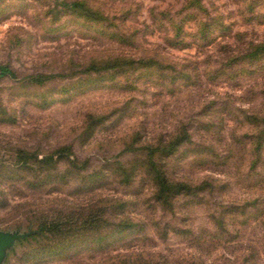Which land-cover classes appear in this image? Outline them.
I'll return each instance as SVG.
<instances>
[{"label": "rangeland", "instance_id": "374dc122", "mask_svg": "<svg viewBox=\"0 0 264 264\" xmlns=\"http://www.w3.org/2000/svg\"><path fill=\"white\" fill-rule=\"evenodd\" d=\"M2 68L0 264H264V0H0Z\"/></svg>", "mask_w": 264, "mask_h": 264}, {"label": "trees", "instance_id": "16d2710c", "mask_svg": "<svg viewBox=\"0 0 264 264\" xmlns=\"http://www.w3.org/2000/svg\"><path fill=\"white\" fill-rule=\"evenodd\" d=\"M192 3H194L195 5L196 4H201V0H192ZM75 7H77V8H79V7L84 8L83 6H79V5H77ZM7 75H10V76L14 77L13 72H11L8 68H2L1 69V73H0V77H4V76H7ZM187 136L188 135H187V132H186V134L184 135V137H180L179 136L178 138H176L175 142L171 145V148H173L175 145H179L183 141V139H185ZM153 166H155V164H153ZM157 180H158V183H159L158 186L159 187L161 186L160 193H161L162 197L164 195L171 194L172 188H174L175 185L169 183V181L166 178V174L164 172H162L160 176L159 175L157 176ZM179 187H183V190H187L188 189V188L184 187L183 185L182 186H177L175 188L178 189Z\"/></svg>", "mask_w": 264, "mask_h": 264}, {"label": "water", "instance_id": "95a60500", "mask_svg": "<svg viewBox=\"0 0 264 264\" xmlns=\"http://www.w3.org/2000/svg\"><path fill=\"white\" fill-rule=\"evenodd\" d=\"M16 240L15 236H8V235H1L0 234V260L2 256V250L7 247L13 245L14 241Z\"/></svg>", "mask_w": 264, "mask_h": 264}]
</instances>
